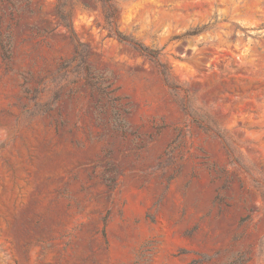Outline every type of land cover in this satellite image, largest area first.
<instances>
[{"label": "rangeland", "instance_id": "1", "mask_svg": "<svg viewBox=\"0 0 264 264\" xmlns=\"http://www.w3.org/2000/svg\"><path fill=\"white\" fill-rule=\"evenodd\" d=\"M114 1L119 32L161 52L213 127L76 0L85 66L128 111L118 128L59 70L74 48L56 0H0V264H264V0Z\"/></svg>", "mask_w": 264, "mask_h": 264}, {"label": "trees", "instance_id": "2", "mask_svg": "<svg viewBox=\"0 0 264 264\" xmlns=\"http://www.w3.org/2000/svg\"><path fill=\"white\" fill-rule=\"evenodd\" d=\"M94 4L100 12L104 29L108 32V34L117 39L119 43L131 47L141 57L153 63L157 74L161 78L163 86L167 89L173 101L182 109L185 114L189 115L194 120V122L200 121L201 123L198 126L202 128L203 131H205L206 133L210 132L211 128L209 126H213L210 125L206 117L194 111V109L191 108V105H185L182 103L180 93L184 90L173 79L171 75V67L163 59V55L161 54V52L159 50H152L147 46L134 41L131 37H127L119 32L118 19L121 14V8L118 3L114 0H94ZM74 5H76V0H56L55 4V15L57 17L58 23L68 33L70 42L74 48L73 58L61 65L59 70L66 72H76L80 76L84 85L90 91L97 93L98 101L96 104V108L100 113H102L103 109L106 107V105L103 104V101H105L107 104L112 105L111 115L113 116L114 124L118 128L123 129V127L125 126L124 116L128 114V111L124 108L123 105L119 103V98L111 96V94L114 93V90L106 92V90L111 85L106 84V80H103L101 76L95 75L91 69L85 66V59L88 56V52L87 50H85L84 46L77 41L72 28V10ZM80 8L85 11L90 10V6L87 3H82L80 5ZM202 32L203 30H195L191 33H186L184 37H196ZM10 48L11 47L9 39L4 41L0 38V56L1 59L7 63L11 60ZM202 122L207 123V126L202 125ZM215 132L217 136L222 139L225 147L224 151L228 159L231 160V164H237L244 168L246 171L250 172V169L246 167L244 163H242V161L237 157L235 148L233 147L232 142H230L227 136L223 132ZM253 182H255V184H258V181L256 179H253Z\"/></svg>", "mask_w": 264, "mask_h": 264}]
</instances>
